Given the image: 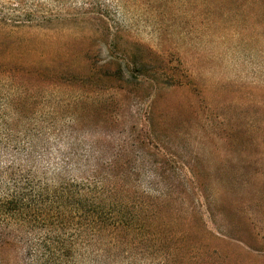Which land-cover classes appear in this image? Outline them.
I'll use <instances>...</instances> for the list:
<instances>
[{
  "label": "trees",
  "instance_id": "obj_1",
  "mask_svg": "<svg viewBox=\"0 0 264 264\" xmlns=\"http://www.w3.org/2000/svg\"><path fill=\"white\" fill-rule=\"evenodd\" d=\"M106 28L63 63L0 64V264H226L227 229L218 219L211 232L204 213L219 201L195 172L145 123L101 131L90 120L145 85L149 98L153 86L193 87L194 74L143 45L141 59L97 67L99 43L119 47Z\"/></svg>",
  "mask_w": 264,
  "mask_h": 264
},
{
  "label": "rangeland",
  "instance_id": "obj_2",
  "mask_svg": "<svg viewBox=\"0 0 264 264\" xmlns=\"http://www.w3.org/2000/svg\"><path fill=\"white\" fill-rule=\"evenodd\" d=\"M106 24L119 47L99 43L97 67L113 54L120 62L141 59L143 45L163 56L171 51L195 82L152 85V98L145 85L141 99L128 95L119 110L95 112L92 126L118 131L145 123L176 167L186 177L194 171L206 195L218 199L204 213L211 232L218 219L227 229L225 263L264 264V1L0 0V64L63 63L74 49L82 55L92 35L106 38ZM77 65L86 70L87 63Z\"/></svg>",
  "mask_w": 264,
  "mask_h": 264
}]
</instances>
